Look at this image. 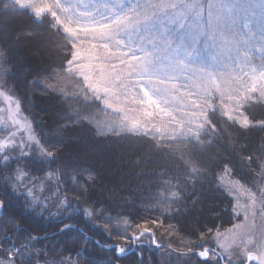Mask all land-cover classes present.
Segmentation results:
<instances>
[{
  "label": "trees",
  "instance_id": "trees-1",
  "mask_svg": "<svg viewBox=\"0 0 264 264\" xmlns=\"http://www.w3.org/2000/svg\"><path fill=\"white\" fill-rule=\"evenodd\" d=\"M71 51L50 15L37 19L13 0H0V84L52 153L42 164L37 153L10 150L7 160L0 154V255L15 246L32 257L68 256L77 264H222L214 236L236 216L219 174L227 166L233 178L260 191L264 102L243 108L253 122L248 128L210 111L198 140L114 134L121 117L66 71ZM17 169L46 180L45 191L30 195L16 181ZM136 225L152 229L157 245L141 243L119 256L117 248L95 242L132 247L142 230ZM205 249L217 258L200 257Z\"/></svg>",
  "mask_w": 264,
  "mask_h": 264
},
{
  "label": "snow or ice",
  "instance_id": "snow-or-ice-1",
  "mask_svg": "<svg viewBox=\"0 0 264 264\" xmlns=\"http://www.w3.org/2000/svg\"><path fill=\"white\" fill-rule=\"evenodd\" d=\"M14 2L21 8H31L37 18L45 13L50 14L58 30L63 31L72 46L66 71L79 77L84 89L96 100L102 101L105 108L120 115L118 123L112 126L114 134L129 132L162 138L168 134L169 127L175 124L173 133L180 129V136L187 132L198 137L204 124L210 123L207 110L211 105L207 103V97L213 90L219 93L222 104L225 98L230 102L224 104L228 109L224 115L233 123L248 128L252 122L242 109L254 98L252 93L259 92L260 97L264 98V70H261L259 81L251 79V82H247L234 76L227 68L190 67L193 63V45L198 40L203 43L208 35L207 32L201 33L198 25L195 28L193 25L207 12L205 24L215 21L220 27L218 13L227 12L228 5H217L212 0H145L144 3L139 0L135 3L99 0L103 8L89 10L91 5L74 4L72 0H41L39 5L32 0ZM80 8L84 10L77 11ZM214 11L217 15H213ZM162 19L170 22L173 29L166 34L158 30L154 33L153 30L158 29ZM176 29L179 31L173 36ZM137 32L141 33L139 46L131 40V34ZM219 39L229 57L233 46L237 55L241 47H246L239 45L226 32L220 33ZM188 76L198 79L201 86L199 91L190 90ZM182 88L188 90L182 93ZM129 113L134 115L130 116ZM197 120H202V123L193 129L191 125ZM259 123L264 127V122ZM14 135L10 133L8 139L0 140V153L16 145L12 139ZM41 151L42 164L44 160L52 158V153L44 149ZM3 159L7 160L8 156L5 154ZM228 171L225 166V172ZM23 175L17 169L15 179L18 183ZM252 203H255L254 196ZM36 206L39 207V203ZM243 210L247 211L246 208ZM152 223L157 224L159 221L153 220ZM208 232H212V229L209 228ZM145 233L152 234V229L144 225L139 234L132 238L138 239ZM205 235L204 232L200 233L201 240ZM243 243L247 245L252 241ZM125 251L124 248L118 249L120 254ZM259 252L257 257L248 251V260L259 259L260 264H264V245L259 247ZM199 255L207 257L208 250L205 249Z\"/></svg>",
  "mask_w": 264,
  "mask_h": 264
},
{
  "label": "rangeland",
  "instance_id": "rangeland-1",
  "mask_svg": "<svg viewBox=\"0 0 264 264\" xmlns=\"http://www.w3.org/2000/svg\"><path fill=\"white\" fill-rule=\"evenodd\" d=\"M32 2L39 5L41 0H32ZM72 2L74 4L81 3L91 5L92 7L89 10L103 8L99 0H72ZM124 2L135 3L136 0H124ZM139 2L144 3L145 0H139ZM212 2L217 5H228L229 9L227 12L221 11L218 13L221 18L220 27H217L215 21H211L207 25L205 24V21L208 20L207 12H204L202 19H198L197 24L193 25V28L198 25L201 33L207 32L208 35L203 43L198 40L197 43L193 45V50L191 52L193 63L190 67L201 69L203 67L211 68L214 66L218 70L227 68L234 76L240 77L244 81L251 82V79L259 81L261 70H264V0H212ZM25 9L35 16L31 8ZM83 10L82 8L77 9V11ZM45 15L50 14L45 13L43 16ZM213 15H217V13L214 11ZM42 17L36 18L41 19ZM225 25H227V27H225ZM172 29L173 25L162 19L158 25V29H154L153 32L155 33L158 30L166 34ZM178 31L179 29L173 31V36H175ZM222 32H226L234 37L239 45H246V47L240 48L239 55L236 53L235 46L232 47V55L230 57L228 52L221 47L219 36ZM140 36L141 33L139 32L131 34V40L136 42V46H139ZM214 37L216 38L214 39ZM169 39L171 40V37ZM44 51V49L41 51L38 50V53L43 57L45 56ZM254 71L255 76H253ZM187 83L190 86V90H200L201 86L198 79L188 76ZM187 90L188 89L182 88L181 92L184 93ZM252 96L254 98L249 102H264V98L260 97L259 92L252 93ZM100 102L102 103V101ZM207 103L211 105V108L207 110V117L210 111L217 110L224 117L228 118L224 115V112L228 110L224 107V104H230L226 98L224 104H222L219 93L213 90L210 96L207 97ZM108 110L115 113L111 109ZM129 115L131 116L134 114L129 113ZM200 123H202V120H197L191 127L195 129L196 125ZM251 125H253V122ZM208 126L209 123L204 124L203 129L199 132L198 137H196L187 132H185L183 136H180V129H177V132L173 133L172 127H175V124H173L169 127L168 134L164 137L198 140L200 135L208 129ZM10 133H15L12 139L15 140L16 145L9 147L5 153L0 154H6L10 150H17L20 154L37 153L39 157H43L41 151L43 147L39 143L31 123L21 114L18 100L0 84V140L8 139ZM218 180L220 185L228 192L234 201L233 211L235 209L234 214L236 216V221L231 228L218 231L220 233L219 236L216 235L217 232L215 233L214 239L216 241V246L223 257V259H221L222 264L225 259V261H227L225 264H246L248 261V251H252L254 255L259 257V247L264 245V203H262V200H264V195H262L264 194V184L260 186V191L248 189L233 178L230 170L228 172H225V170L222 171L219 174ZM45 181L46 180L41 179L37 182L23 175L20 183L23 182L25 185L24 188L27 189L30 195H35L45 191L47 187ZM253 196L255 197L254 204L252 203ZM245 208L247 211L243 210ZM142 240L147 244H153L146 234H144L141 240L133 241V243H140ZM247 240H251L252 243L247 245L244 244L243 242ZM97 242L100 243L99 241ZM121 247L126 249V251L120 254L117 250V254L119 255H124L129 249H137V246L132 245L131 247L128 244ZM6 249L8 256L3 257L0 255V262H2V264H25L24 260L28 259L32 264H77L73 258L68 256L40 259L38 256H29L25 251H21V249L15 246ZM200 252H198V255ZM202 258L213 261L217 258V255H210L208 253L207 257ZM250 262L251 264H256L257 259L251 260Z\"/></svg>",
  "mask_w": 264,
  "mask_h": 264
},
{
  "label": "water",
  "instance_id": "water-1",
  "mask_svg": "<svg viewBox=\"0 0 264 264\" xmlns=\"http://www.w3.org/2000/svg\"><path fill=\"white\" fill-rule=\"evenodd\" d=\"M0 208H1V210H0V214L3 212V205L0 203ZM63 229H65V228H63ZM150 236H151V238H152V240L153 241H155V238H154V236L152 235V234H149ZM43 238H45L46 237V235H44V236H42ZM141 237V236H140ZM133 239V238H132ZM97 242V241H96ZM97 244L99 245V246H101L102 248H105V249H113V248H115V247H117L118 249L120 248V246L119 245H110V246H105V245H102V244H100V243H98L97 242ZM217 254H218V256L221 258V259H223V257H222V255L220 254V253H218L217 252ZM251 262L248 260L247 261V263L246 264H250ZM224 264V263H223ZM257 264H260V262H259V260L257 259Z\"/></svg>",
  "mask_w": 264,
  "mask_h": 264
},
{
  "label": "flooded vegetation",
  "instance_id": "flooded-vegetation-1",
  "mask_svg": "<svg viewBox=\"0 0 264 264\" xmlns=\"http://www.w3.org/2000/svg\"><path fill=\"white\" fill-rule=\"evenodd\" d=\"M135 246H138V244H137V243H135Z\"/></svg>",
  "mask_w": 264,
  "mask_h": 264
}]
</instances>
